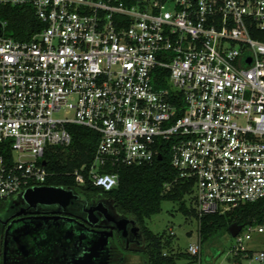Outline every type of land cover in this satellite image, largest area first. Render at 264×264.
I'll return each instance as SVG.
<instances>
[{"label": "built area", "instance_id": "obj_1", "mask_svg": "<svg viewBox=\"0 0 264 264\" xmlns=\"http://www.w3.org/2000/svg\"><path fill=\"white\" fill-rule=\"evenodd\" d=\"M6 6L32 7L44 28L6 37ZM0 22V204L59 188L46 158L72 145L69 125L100 135L77 186L112 191L115 168L168 148L199 217L264 199V0H0ZM234 239L264 264V219Z\"/></svg>", "mask_w": 264, "mask_h": 264}, {"label": "trees", "instance_id": "obj_2", "mask_svg": "<svg viewBox=\"0 0 264 264\" xmlns=\"http://www.w3.org/2000/svg\"><path fill=\"white\" fill-rule=\"evenodd\" d=\"M1 19L7 23L5 36L19 41L31 40L44 28L32 7L6 6L2 10ZM253 35L264 42V30L255 31ZM68 129L73 136L72 145L68 148H52L47 155L48 170L54 173L47 184L76 190L86 198L105 196L119 215L135 219L144 232V249H128L125 254L140 255L145 264H177L185 257V254L165 253L172 245L173 235L155 234L146 225L147 220L162 212L164 202L179 204L185 216L194 217L198 221L202 243L209 241L220 231H229L233 224L246 227L264 219V199L247 204L232 214L199 217L192 207L188 208L186 202V196L192 192L194 183H174L178 172L172 167L168 148L163 151L161 159L157 158L151 164L115 168L113 172L119 174L120 184L112 191H105L89 181L85 185L77 186L73 173L93 163L100 135L77 125H69ZM170 183L174 184L168 191L166 185Z\"/></svg>", "mask_w": 264, "mask_h": 264}, {"label": "flooded vegetation", "instance_id": "obj_3", "mask_svg": "<svg viewBox=\"0 0 264 264\" xmlns=\"http://www.w3.org/2000/svg\"><path fill=\"white\" fill-rule=\"evenodd\" d=\"M73 204L74 200L66 207L25 200L2 209L0 264H127L125 250L144 247L139 223L119 215L101 196L86 198L80 213L71 211ZM121 219L131 222L125 230L116 224Z\"/></svg>", "mask_w": 264, "mask_h": 264}, {"label": "rangeland", "instance_id": "obj_4", "mask_svg": "<svg viewBox=\"0 0 264 264\" xmlns=\"http://www.w3.org/2000/svg\"><path fill=\"white\" fill-rule=\"evenodd\" d=\"M66 190L76 197L74 199L75 204L71 206V211L80 213L81 205H83L86 197L76 190ZM103 198L104 203L112 208V202L105 198V196ZM24 201L25 193H22L0 205V220L2 218V209H11L13 206H19ZM186 202L188 208L192 207L190 200L187 199ZM146 225L148 229L155 234L166 233L167 235H173L172 245L165 250V253L174 255L185 254V257L180 259L177 264H261L259 261L247 258L244 255L241 257L235 255L233 249L236 245V240L229 231H220L209 241L202 243L199 237L198 221L194 217L185 216L177 203L164 202L162 212L152 219L147 220ZM191 245L201 246L200 255L193 257L189 254V247ZM134 247L136 248L135 245ZM140 249L144 248L141 247ZM124 253H122V255H124ZM121 257L122 256L119 255L117 261H119ZM127 257V264H145L143 257L140 255L128 254Z\"/></svg>", "mask_w": 264, "mask_h": 264}, {"label": "water", "instance_id": "obj_5", "mask_svg": "<svg viewBox=\"0 0 264 264\" xmlns=\"http://www.w3.org/2000/svg\"><path fill=\"white\" fill-rule=\"evenodd\" d=\"M3 31H4L3 24L0 22V39L3 36ZM44 165H46V162H44ZM75 198L76 197L73 196L72 193L68 191H65L59 188H49V187L32 190L25 194V200L28 201L29 203L36 202V203H41V204H60L64 207L68 206V204ZM100 206L105 207L104 204H100ZM89 212L91 213L92 209H90ZM129 223L131 222L128 219H121L118 222H116L120 230H125L126 226ZM242 229H243V226H240L238 224H233L229 228V232L232 235V237L235 238L240 234ZM110 236H113V233H110ZM105 246L107 245L105 244L104 247Z\"/></svg>", "mask_w": 264, "mask_h": 264}, {"label": "crops", "instance_id": "obj_6", "mask_svg": "<svg viewBox=\"0 0 264 264\" xmlns=\"http://www.w3.org/2000/svg\"><path fill=\"white\" fill-rule=\"evenodd\" d=\"M126 258L128 259V257L126 256Z\"/></svg>", "mask_w": 264, "mask_h": 264}]
</instances>
